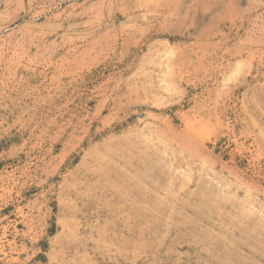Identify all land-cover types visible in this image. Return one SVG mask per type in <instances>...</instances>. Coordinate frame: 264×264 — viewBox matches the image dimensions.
<instances>
[{
  "label": "rangeland",
  "instance_id": "rangeland-1",
  "mask_svg": "<svg viewBox=\"0 0 264 264\" xmlns=\"http://www.w3.org/2000/svg\"><path fill=\"white\" fill-rule=\"evenodd\" d=\"M0 241L264 264V0H0Z\"/></svg>",
  "mask_w": 264,
  "mask_h": 264
},
{
  "label": "bare ground",
  "instance_id": "bare-ground-1",
  "mask_svg": "<svg viewBox=\"0 0 264 264\" xmlns=\"http://www.w3.org/2000/svg\"><path fill=\"white\" fill-rule=\"evenodd\" d=\"M4 229H5V228H4ZM6 230H7V229H6ZM14 231H15V230H14ZM4 234H5V232H4ZM13 234H14V233H13ZM0 242H1V241H0ZM0 244H1V243H0ZM1 246H3V245H1ZM1 246H0V247H1ZM0 252H1V251H0ZM3 254L6 256V253L3 252ZM7 256H8V255H7Z\"/></svg>",
  "mask_w": 264,
  "mask_h": 264
}]
</instances>
